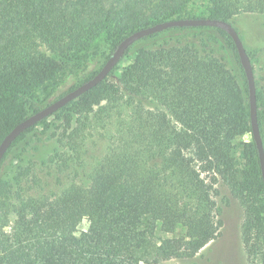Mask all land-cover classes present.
Segmentation results:
<instances>
[{"label":"trees","instance_id":"trees-1","mask_svg":"<svg viewBox=\"0 0 264 264\" xmlns=\"http://www.w3.org/2000/svg\"><path fill=\"white\" fill-rule=\"evenodd\" d=\"M245 13L264 14V0H0V142L39 110L10 89L38 78L37 99L50 97L65 60L89 62L97 39L104 38L107 59L125 36L160 22L230 23ZM170 30H214L227 38L244 85L205 40L165 42L137 49L129 65L115 72L117 64L102 82L25 130L0 167L16 142L37 126L52 129L54 121L57 147L48 162L58 171L83 163L94 138L105 148L85 184L59 193L25 195L29 168L0 179V264L191 259L221 235L218 184L242 208L248 264H264V190L255 145L242 139L251 131L248 90L235 47L225 32L207 26L173 27L142 39ZM257 120L264 148L258 111ZM84 220L87 228L79 230Z\"/></svg>","mask_w":264,"mask_h":264},{"label":"rangeland","instance_id":"rangeland-1","mask_svg":"<svg viewBox=\"0 0 264 264\" xmlns=\"http://www.w3.org/2000/svg\"><path fill=\"white\" fill-rule=\"evenodd\" d=\"M230 23L237 31L241 42L251 57H249L257 95V111L261 117V130L264 142V14H240L234 16ZM203 32V33H201ZM213 34L214 39L208 40L206 35ZM196 36V37H195ZM205 38V39H204ZM205 40L204 44L209 52L221 59L226 67L233 71L240 84L244 85L235 51L230 46L227 38L214 30L180 31L170 30L155 37L141 39L135 42L129 53L116 66L115 72L130 64L135 51L139 48H152L165 42L182 44L190 40ZM206 42V43H205ZM200 48V45H197ZM91 59L85 63L82 59L68 58L64 62L65 74L55 88L54 93L43 98L34 92L40 85L38 78L32 79L28 84L12 87L11 94H18L22 98H31L35 105L41 109L55 101L68 91L92 77L103 65L109 53V48L103 37L97 39L88 51ZM113 79V76L109 77ZM25 108L28 104L23 103ZM151 106V105H149ZM32 111L28 112V115ZM60 114V113H59ZM62 116V114H60ZM55 125L59 121H54ZM52 129L43 131L37 126L34 131L27 133L16 142L8 151L0 167V179L12 178L21 169L29 168L30 174L23 178L22 187L25 195L39 196L43 194L59 193L73 183L85 184L91 166L101 156L105 142L97 140L88 141L84 154L85 161L81 164H69L62 172L56 165L50 164L49 158L53 156L57 147L54 138H51ZM251 141V134L242 137ZM220 196L217 199L220 219L223 226L221 235L208 243L195 257L191 259H172L161 264H248L241 241L240 227L243 220V211L237 200L231 197L228 189L222 184L217 185ZM148 227L155 230L153 221H148ZM87 221H83L78 229L85 230Z\"/></svg>","mask_w":264,"mask_h":264},{"label":"water","instance_id":"water-1","mask_svg":"<svg viewBox=\"0 0 264 264\" xmlns=\"http://www.w3.org/2000/svg\"><path fill=\"white\" fill-rule=\"evenodd\" d=\"M207 26L214 27L225 32L235 47L237 56L239 58L240 65L244 71L247 90H248V104H249V122H250V134L252 141L255 145L258 161L261 172V179L264 190V148L262 143V138L259 131L258 120H257V103H256V91L255 83L253 77V71L249 56L241 42V39L234 29L231 23L218 19L210 18H181L174 20H167L154 24L152 26L142 28L131 34L125 36L116 46L112 54L106 59L101 68L88 80L81 83L77 87L68 91L55 101L49 103L45 107L39 109L38 111L32 113L31 115L24 118L18 124H16L6 136L0 142V161L4 156L5 152L8 150L12 142L25 130L36 125L43 119L51 116L68 103L76 100L78 97L83 95L85 92L89 91L91 88L102 82L110 72L115 68V66L122 60L127 49L132 46L138 40L147 37L149 35L162 32L166 29L173 27H199Z\"/></svg>","mask_w":264,"mask_h":264}]
</instances>
